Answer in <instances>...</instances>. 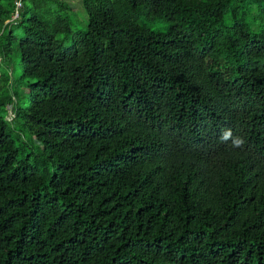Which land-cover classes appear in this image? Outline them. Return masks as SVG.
<instances>
[{
	"label": "trees",
	"instance_id": "1",
	"mask_svg": "<svg viewBox=\"0 0 264 264\" xmlns=\"http://www.w3.org/2000/svg\"><path fill=\"white\" fill-rule=\"evenodd\" d=\"M82 6L0 0V264H264V0Z\"/></svg>",
	"mask_w": 264,
	"mask_h": 264
},
{
	"label": "rangeland",
	"instance_id": "2",
	"mask_svg": "<svg viewBox=\"0 0 264 264\" xmlns=\"http://www.w3.org/2000/svg\"><path fill=\"white\" fill-rule=\"evenodd\" d=\"M64 1L73 9L70 13V17L74 22L72 30L77 31L78 29L86 28L87 16L82 6V0ZM137 22L140 26L148 28L156 33L163 32L167 28V24L161 20L150 21L139 18ZM13 31L17 35V40L12 42L11 53L7 57L0 59V75L8 76L10 82V86H7L8 93L15 94L18 99V107L25 108L28 106V92L26 89L27 79L23 77V66L18 48V40L21 34L20 30L17 28H13ZM60 36L61 35H58V37ZM7 109L9 110L10 108L8 107ZM12 135L16 139V132H13ZM21 139L20 142L16 139V144L19 148V156L22 157L28 155L30 152L38 153L43 150V143L32 137L30 133L24 131V133L21 134Z\"/></svg>",
	"mask_w": 264,
	"mask_h": 264
},
{
	"label": "clouds",
	"instance_id": "3",
	"mask_svg": "<svg viewBox=\"0 0 264 264\" xmlns=\"http://www.w3.org/2000/svg\"><path fill=\"white\" fill-rule=\"evenodd\" d=\"M221 139L223 141H228L232 139V145L234 147H240L243 144V139L241 137L232 138L231 129L225 130L221 133Z\"/></svg>",
	"mask_w": 264,
	"mask_h": 264
},
{
	"label": "built area",
	"instance_id": "4",
	"mask_svg": "<svg viewBox=\"0 0 264 264\" xmlns=\"http://www.w3.org/2000/svg\"><path fill=\"white\" fill-rule=\"evenodd\" d=\"M16 7H20V1H17L16 2ZM17 11H15V13L13 14V18H15L17 16ZM12 118H14V115L12 114V111L10 109V112H9V119L11 120Z\"/></svg>",
	"mask_w": 264,
	"mask_h": 264
}]
</instances>
